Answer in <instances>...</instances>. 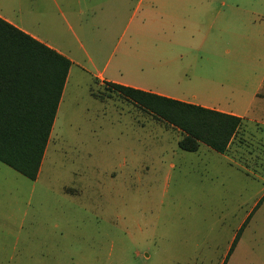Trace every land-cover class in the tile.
Masks as SVG:
<instances>
[{
	"label": "rangeland",
	"instance_id": "obj_1",
	"mask_svg": "<svg viewBox=\"0 0 264 264\" xmlns=\"http://www.w3.org/2000/svg\"><path fill=\"white\" fill-rule=\"evenodd\" d=\"M16 1L0 7L15 17ZM19 1L75 64L37 177L0 161V264H264V87L227 157L203 143L182 150L179 129L92 77L104 66L135 77L133 62L162 48L154 17L133 14L140 0ZM249 6L264 12L263 0ZM241 15L230 55L250 63L234 61L233 73L264 62L258 14L248 26ZM202 63L224 68L221 57Z\"/></svg>",
	"mask_w": 264,
	"mask_h": 264
},
{
	"label": "crops",
	"instance_id": "obj_2",
	"mask_svg": "<svg viewBox=\"0 0 264 264\" xmlns=\"http://www.w3.org/2000/svg\"><path fill=\"white\" fill-rule=\"evenodd\" d=\"M54 1L58 5L56 0ZM143 1L146 3L141 9ZM30 5L32 13L36 12L33 1H30ZM15 7V17L3 7H0V17L71 61L65 86L71 67L75 64L74 59L64 50L41 38L29 21L22 19L26 11L22 9L19 0L16 1ZM249 7V0H140L133 14L137 15L140 9L142 20L148 16L154 17L157 27L155 35L161 40L162 48L151 51L149 55L133 62L136 68L135 77L125 79L122 73L112 78L104 76L106 66L101 71L93 73L92 77L98 83L113 82L131 86L233 114L244 120L252 115L258 103V95L264 87V62L257 68L232 72L234 61L245 66L250 63L248 56L237 58L230 55L235 39H242L244 35L240 32L234 33V23H241L244 20L241 14L245 12L247 15L246 26L249 24V13L252 11L258 14L260 29L256 34L264 43V12H255ZM57 8L59 10L58 6ZM60 14L64 17L63 12L60 11ZM147 24L148 21L145 20L143 25ZM68 27L71 28L69 25ZM147 38L153 45L154 34ZM171 46H179V48L176 52L168 51ZM223 46L226 47L224 50L226 58L220 56L219 51ZM217 57H221L224 67L219 71L208 69L207 66H203L204 63L200 64V62L215 61ZM109 74L113 75L112 72ZM235 134L226 151L220 153L222 156L227 157L229 154L227 150Z\"/></svg>",
	"mask_w": 264,
	"mask_h": 264
},
{
	"label": "trees",
	"instance_id": "obj_3",
	"mask_svg": "<svg viewBox=\"0 0 264 264\" xmlns=\"http://www.w3.org/2000/svg\"><path fill=\"white\" fill-rule=\"evenodd\" d=\"M70 65L66 56L0 17V161L30 179L36 178ZM106 83L179 129L182 136L177 144L182 150L196 151L203 143L223 153L242 120L131 86Z\"/></svg>",
	"mask_w": 264,
	"mask_h": 264
}]
</instances>
